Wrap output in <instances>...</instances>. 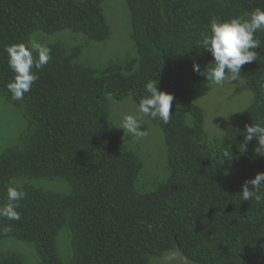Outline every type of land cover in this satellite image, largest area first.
I'll use <instances>...</instances> for the list:
<instances>
[{
    "label": "trees",
    "instance_id": "1",
    "mask_svg": "<svg viewBox=\"0 0 264 264\" xmlns=\"http://www.w3.org/2000/svg\"><path fill=\"white\" fill-rule=\"evenodd\" d=\"M105 1L0 0V96L28 125L18 144L0 153V206L10 180L26 192L19 220L0 217V240L33 244L37 264H63L57 243L63 229L70 237L68 264H150L170 251L193 264H264V203L240 194L245 180L264 172L255 138L244 146L245 126L264 123V32L255 34L257 61L243 65L239 77L252 103L220 137L208 136L196 100L211 83L193 71L194 63L201 71L213 66L198 43L210 21L264 10V0H124L135 55L96 69L77 61L80 47L48 46L47 65L32 69L38 80L23 100H12L7 84L15 74L5 48L28 44L36 32L64 30L105 42ZM153 79L174 97L169 123L148 117L163 133L168 175L140 191L142 161L128 147L129 135L110 132L107 99L130 98L138 106ZM225 148L231 160L223 157ZM32 181H63L70 191ZM0 264L26 262L6 252Z\"/></svg>",
    "mask_w": 264,
    "mask_h": 264
},
{
    "label": "rangeland",
    "instance_id": "2",
    "mask_svg": "<svg viewBox=\"0 0 264 264\" xmlns=\"http://www.w3.org/2000/svg\"><path fill=\"white\" fill-rule=\"evenodd\" d=\"M106 17L110 26V37L105 42H90L83 34L64 30L53 35L36 32L32 37L43 46L63 45L68 51L75 47L81 48L80 63L101 69L110 61H123L135 55V48L130 39L129 14L124 0H106L104 3ZM109 130L118 138H127V132L120 127L124 114L139 117L137 105L130 99L118 101L108 97ZM197 103L205 114L206 132L210 138L220 137L231 123L242 113L253 100V95L245 82L238 78L233 82H225L222 87L208 84L200 89L196 96ZM142 130L148 135L136 140L130 136L128 147L140 158L143 164L142 172L137 182L140 191L149 190L155 182L166 179V146L161 129L155 126L148 117L141 120ZM27 121L21 111L0 96V153L20 142L27 132ZM253 147H259L255 138ZM37 186L51 191H70L63 181H32ZM58 250L63 264L71 259V246L68 231L63 229L57 238ZM6 252H15L23 256L26 264H37L38 254L31 243L17 241L13 238L0 240V257ZM150 264H193L182 258L178 253L170 251L160 257H153Z\"/></svg>",
    "mask_w": 264,
    "mask_h": 264
},
{
    "label": "clouds",
    "instance_id": "3",
    "mask_svg": "<svg viewBox=\"0 0 264 264\" xmlns=\"http://www.w3.org/2000/svg\"><path fill=\"white\" fill-rule=\"evenodd\" d=\"M257 32H264V10L256 9L244 12L240 16L220 21L212 19L209 23V32L204 34L198 42L205 51L213 57V66L201 71L200 65L193 64V71L206 78V81L222 87L225 82L238 80L243 65L257 61V49L261 40L255 37ZM8 56V66L15 74L7 84L11 99L20 101L30 92L33 84L38 80L37 71L43 69L51 59V49L41 45L35 39L28 44H12L5 48ZM34 53L36 54L34 56ZM145 95L138 103L139 117L124 114L119 128L130 134L133 139L139 140L148 135L142 130L143 117L159 119L164 124L169 123L174 97L172 94L159 90L157 80H149L145 84ZM244 146L256 138L259 147L254 151L264 157V123L246 125ZM224 158L231 160L232 151L225 148ZM243 201L255 200L257 204L264 203V172H258L253 178L245 180L240 192ZM26 197L20 181L10 180L6 189V203L0 206V217L9 220H19L17 211L18 202Z\"/></svg>",
    "mask_w": 264,
    "mask_h": 264
}]
</instances>
